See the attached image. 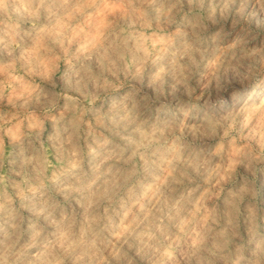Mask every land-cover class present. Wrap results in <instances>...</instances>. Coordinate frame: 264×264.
<instances>
[{"label": "rangeland", "instance_id": "1", "mask_svg": "<svg viewBox=\"0 0 264 264\" xmlns=\"http://www.w3.org/2000/svg\"><path fill=\"white\" fill-rule=\"evenodd\" d=\"M103 2L135 5L106 9L103 17L115 25L134 24L153 41L171 39L181 51L193 49L180 58L191 70L188 83L172 74L153 80L149 63L138 77L105 84L98 78L97 55L51 33L41 34L46 63H40L31 50L39 29L52 23L46 8L36 17L16 18L11 26L0 14V240L6 234L21 243L35 238L42 248L83 233L88 247L92 239H111L114 226L147 215L145 224L161 223L169 236L193 233L192 250H199L183 264H225L215 247L223 242L217 227L227 229L233 250L246 248L252 231L264 235V159L238 155V163L228 168L220 153L212 162L223 167L210 173L204 160L215 136L188 132L181 141L182 162L162 182L166 172L160 164L146 166L138 153L133 155L127 136L136 123L147 121L149 128L192 102L219 115L241 97H264V10L257 0ZM233 42L223 70L209 75L204 57L217 44ZM126 106L135 118L128 127L120 119ZM133 138L139 140V132ZM235 194L243 197L238 213ZM177 200L179 211L173 207ZM180 245L186 246L183 239ZM138 247L130 236L123 244L127 257L110 256L111 264H150ZM73 262V255L64 257V264Z\"/></svg>", "mask_w": 264, "mask_h": 264}, {"label": "clouds", "instance_id": "2", "mask_svg": "<svg viewBox=\"0 0 264 264\" xmlns=\"http://www.w3.org/2000/svg\"><path fill=\"white\" fill-rule=\"evenodd\" d=\"M257 3L264 10V0H257ZM41 7L46 8L52 23L39 29L37 44L31 50L40 63H46L41 53V48L44 47L41 34L51 33L69 43L78 41L81 52L97 55L101 63L98 78H102L105 84L138 77L150 63L153 68V80L163 81L167 75L172 74L179 83L187 85L191 70L188 65L180 64V58L190 54L193 49L185 47L181 51L171 39L153 41L134 24L119 27L103 17L106 9H135V5L106 4L103 0H53L46 5L43 0L39 4L34 3V0H0V14L6 17L10 26L18 17L38 16ZM235 46L236 42L217 44L211 53L204 57L206 72L213 76L221 72ZM196 99L199 100L200 97ZM193 109H197L195 117L192 116ZM131 112L132 109L126 106L120 116L122 121L128 122L126 127L135 122ZM190 118L193 120L191 123ZM145 123L147 121H140L135 127H131L127 139L135 146L133 155L138 153L146 166L150 161L160 164L166 172L162 182H167L176 164L182 162L181 153L184 146L181 141L188 132L215 136L216 143L204 160L210 173L219 172L223 167L220 163L213 165L212 162V158L220 153L227 157L228 168L238 163V155H246L253 160L264 159V97L258 100L241 97L219 115L209 114L200 109L197 103L192 102L179 109V114L172 119H157L149 128L144 127ZM137 132L140 134L139 140L133 138V134ZM153 157L157 159L153 160ZM41 160L46 161L47 156H42ZM53 178H56V173H53ZM95 183L96 181L92 182ZM40 187H45L43 182ZM40 194L44 195V192ZM235 195L237 199L234 201V208L238 213V203L243 197L242 194ZM188 196H192V193ZM180 203L181 200H177L173 205L177 211ZM146 220L147 215L143 219L137 218L114 226L111 239H92L88 247L84 246L83 233L79 236L70 235L66 241L46 243L42 248L35 238L31 242L21 243L18 236L6 234L5 238L0 240V264H64V257L68 255L74 256L73 264H111L110 256L115 257L117 261L127 257L128 253L123 249V244L130 236H135L139 241L137 251L147 256L150 264H183L189 256L199 250H192L194 240L191 231L184 232L183 236L173 237L166 233L161 223L149 221L145 224ZM152 224H155V228L151 227ZM215 234L223 237V242L215 247L225 264H264V235L252 231L246 251L245 246H236L235 250L230 247L231 239L226 228L217 227ZM145 236L149 239H145ZM181 239L186 246L180 245Z\"/></svg>", "mask_w": 264, "mask_h": 264}]
</instances>
